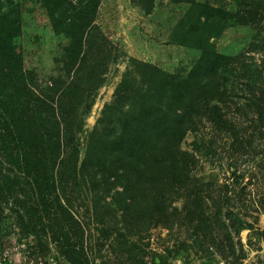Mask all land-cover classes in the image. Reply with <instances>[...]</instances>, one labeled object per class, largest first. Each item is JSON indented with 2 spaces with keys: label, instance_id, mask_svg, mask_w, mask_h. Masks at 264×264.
I'll return each mask as SVG.
<instances>
[{
  "label": "trees",
  "instance_id": "1",
  "mask_svg": "<svg viewBox=\"0 0 264 264\" xmlns=\"http://www.w3.org/2000/svg\"><path fill=\"white\" fill-rule=\"evenodd\" d=\"M183 1L191 8L173 40L199 54L190 72L131 61L84 147L88 99L103 83L111 58L94 24L100 0H90V14L72 0H49L56 34L68 44L62 59L66 78L52 77L46 85L25 71L18 4L2 12L0 2V224L10 211L36 250L49 252L53 244L68 264H97L107 247L113 264H147L149 245L141 244L152 229H185L192 243L182 242L184 248L207 258L214 248L237 263L236 243L226 247L224 240L251 227L231 203V189L243 176L233 171V183L224 182L220 192L198 172V152L214 156L215 139L202 138L195 151L183 143L208 126L215 136L233 139L235 151L243 147L247 128L264 138V90L252 87L263 83L264 62L253 69L243 54L216 52L211 40L226 28V18L197 0ZM238 72L251 87L239 99ZM155 258L167 264L168 258Z\"/></svg>",
  "mask_w": 264,
  "mask_h": 264
},
{
  "label": "rangeland",
  "instance_id": "2",
  "mask_svg": "<svg viewBox=\"0 0 264 264\" xmlns=\"http://www.w3.org/2000/svg\"><path fill=\"white\" fill-rule=\"evenodd\" d=\"M2 12H9L18 4V15L21 18L22 35L19 38L20 52L24 57L25 71L34 72L41 84L46 85L52 77L63 76V50L68 40L57 35L54 23L49 14V0H0ZM90 0H72L78 10L90 14ZM197 3L218 11L226 18V28L211 40L216 52L227 56L243 54L249 65L263 66L264 62V0H197ZM90 8V9H89ZM191 5L183 0H100L95 23L103 36V44L111 58L101 79L102 84L91 97L90 111L85 120V133L82 143L95 128L104 107L111 103L114 93L125 73L131 68V61H140L166 72L187 75L199 54L174 42V31L183 20ZM243 16L244 19H241ZM259 47V48H258ZM261 49V50H260ZM259 68V67H257ZM240 83L236 86L237 99L249 93L245 73H237ZM264 75V73H263ZM263 83L253 84L259 91L264 90ZM231 82H230V86ZM235 87V83H234ZM240 95V96H239ZM243 101V99H241ZM240 116V115H239ZM242 121H245L241 117ZM249 125L245 126L248 127ZM216 132L206 127L200 133L191 132L185 138L183 148L195 151V143L208 142L214 138L217 149L214 156L200 158L199 175L214 183L220 190L224 184L233 183V171L243 176L240 185L236 182L231 189L234 197L231 203L240 208V212L251 227L224 240V246L233 245L239 259L236 264H264V138L254 128H247L243 147L235 151L233 139L226 134L215 136ZM247 186L241 200L235 201V194H240L241 187ZM83 213V210H81ZM237 211V210H236ZM238 213V211H237ZM0 224V264H68L66 259L50 244L49 252L36 250L32 237L24 234L16 218L10 211H5ZM92 234L99 236L92 227ZM187 230L175 229L171 232L164 228L150 231L148 239L142 242L147 247V264H159L156 257L168 258L167 264H232L236 261L231 256L224 259L215 251L214 256L207 258L197 249H186L182 242L191 244L187 239ZM95 241H93L94 243ZM242 244V252L239 243ZM227 250V249H226ZM97 253V249L93 250ZM91 252V251H90ZM171 253V256L169 254ZM228 252V251H226ZM235 256V255H234ZM106 262L115 257L105 247L97 259ZM109 264V263H108Z\"/></svg>",
  "mask_w": 264,
  "mask_h": 264
}]
</instances>
